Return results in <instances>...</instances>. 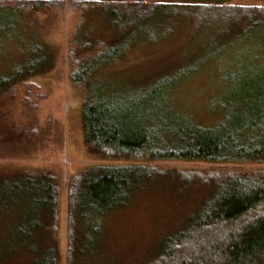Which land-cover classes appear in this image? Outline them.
<instances>
[{
    "label": "rangeland",
    "instance_id": "rangeland-1",
    "mask_svg": "<svg viewBox=\"0 0 264 264\" xmlns=\"http://www.w3.org/2000/svg\"><path fill=\"white\" fill-rule=\"evenodd\" d=\"M0 1L14 4L17 0ZM79 1L55 0L40 11L0 17V75L40 55L50 62L41 73L23 77L0 96V185L4 178L24 172H50L56 177L59 264H66L70 180L92 165L124 163L101 158L85 142L81 117L84 90L82 84L70 79L77 56L94 57L89 68L107 92L143 94L155 83H168L169 91L160 97H168L176 111L204 127L224 117L229 107L237 104L236 99L264 85V32L257 29L238 38L236 29H231L238 15L205 11L207 6L229 4L264 6V0H145L165 4L154 13L139 8L145 15L140 19L135 6H120L122 0L107 2L111 5L105 7L80 5ZM122 27L127 28L123 37ZM87 41L109 43L115 59L103 55L102 50L95 54L80 49ZM182 71L187 74L181 75ZM146 163L158 168L160 174L134 193L127 206L104 217L98 254L102 263L134 264L150 257L159 240L207 196L199 177L264 174V162ZM6 201L0 200L3 242L11 240L9 234L24 214L19 206ZM18 258L8 256L0 264H18Z\"/></svg>",
    "mask_w": 264,
    "mask_h": 264
},
{
    "label": "trees",
    "instance_id": "trees-1",
    "mask_svg": "<svg viewBox=\"0 0 264 264\" xmlns=\"http://www.w3.org/2000/svg\"><path fill=\"white\" fill-rule=\"evenodd\" d=\"M52 1L55 0H17L14 4L0 1V17L40 11L51 6ZM79 2L89 3L90 7L113 3L112 0ZM119 4L135 6L140 19L145 15L139 8L154 13L165 3L122 0ZM207 7V14L213 15L217 10L222 16L226 11L238 15L231 28L236 29L238 38L257 29L264 32V6ZM243 21L246 27L242 28ZM126 29L122 27L121 37ZM79 48L95 54L102 50L107 56L114 51L105 42L87 41ZM90 59L94 57L77 56L70 74V79L82 84L84 90L81 107L84 139L91 152L124 163L92 165L70 180L66 264H105L98 258L103 219L127 206L134 193L160 174L158 168L146 162H264V85L249 96L236 99L237 104L230 106L224 117L204 127L176 111L168 97L166 100L160 97L169 91L168 83H155L143 94L118 95L102 90L104 87L90 69ZM24 64L0 75V96L9 93L23 77L38 75L50 66L45 55ZM8 177L0 185V200L16 204L24 214L9 234L11 240L0 239V262L8 256H19L18 264H59L55 240L59 201L56 177L50 172H24ZM199 179L206 185L207 196L159 240L150 257L134 264H264V174L228 173Z\"/></svg>",
    "mask_w": 264,
    "mask_h": 264
}]
</instances>
